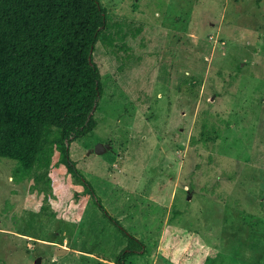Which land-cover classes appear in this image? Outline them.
<instances>
[{
	"label": "rangeland",
	"instance_id": "374dc122",
	"mask_svg": "<svg viewBox=\"0 0 264 264\" xmlns=\"http://www.w3.org/2000/svg\"><path fill=\"white\" fill-rule=\"evenodd\" d=\"M99 2L96 125L68 149L143 242L126 264H264V0ZM58 136L32 168L0 156V264H118Z\"/></svg>",
	"mask_w": 264,
	"mask_h": 264
},
{
	"label": "trees",
	"instance_id": "16d2710c",
	"mask_svg": "<svg viewBox=\"0 0 264 264\" xmlns=\"http://www.w3.org/2000/svg\"><path fill=\"white\" fill-rule=\"evenodd\" d=\"M106 14L99 0H0V156L32 168L58 129L61 165L126 238L116 258L126 264L143 242L105 209L68 149L96 125L102 83L92 51Z\"/></svg>",
	"mask_w": 264,
	"mask_h": 264
},
{
	"label": "water",
	"instance_id": "95a60500",
	"mask_svg": "<svg viewBox=\"0 0 264 264\" xmlns=\"http://www.w3.org/2000/svg\"><path fill=\"white\" fill-rule=\"evenodd\" d=\"M109 148H111V145L109 143H99L94 147V151L99 153ZM36 263H39V260H37Z\"/></svg>",
	"mask_w": 264,
	"mask_h": 264
}]
</instances>
